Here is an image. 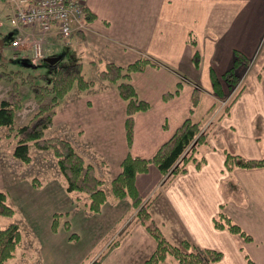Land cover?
I'll return each mask as SVG.
<instances>
[{
	"label": "crops",
	"instance_id": "crops-1",
	"mask_svg": "<svg viewBox=\"0 0 264 264\" xmlns=\"http://www.w3.org/2000/svg\"><path fill=\"white\" fill-rule=\"evenodd\" d=\"M83 4L93 16L66 43L61 41L55 28L44 34L38 26L11 27L7 22L10 3L0 0L2 64L19 59L23 66L44 70L43 59L32 56L31 42L39 40L45 57L62 58L65 54L68 62H80L84 77L94 81L88 89L72 88L59 101L53 125L46 134L66 133L77 151L95 166L108 190L126 155L149 157L186 117L199 121L209 137L208 145L201 149L206 159L202 167L196 169L190 164L185 174L164 185L166 175L150 166L146 173L137 176L136 185L143 198L151 203L158 193L166 200L172 215L166 218L158 213L157 216L161 223L168 225L165 235L170 240L187 237L199 246L221 250L222 260L212 264H248L244 252L252 264H264V166L227 171L223 164L225 150L247 158L264 156L261 50L255 64L248 63L240 70V83L233 91L223 87V95L217 96L211 80L212 74L219 76L230 65L234 50L250 59L258 49L264 55V0H84ZM9 33L13 37L21 36L25 42L12 46L10 39L4 41ZM191 36L199 51L197 64L192 60L195 47L189 41ZM140 58L153 63L133 72L130 82L150 106L135 114L132 141L128 144L125 100L116 84L101 80L98 72L107 61L125 66ZM255 61L260 64L256 66ZM194 91L198 93V100L192 110ZM166 93L172 96L165 98ZM224 96L230 101L228 115L215 120L218 102ZM23 97V106L29 110L35 101L29 92H23ZM48 152L39 150V153ZM44 156L40 154L39 166L33 160L27 166H32L37 177L46 174L38 185L44 189L37 192H58L57 203L71 204L73 192L66 190L54 162L51 169L44 165ZM21 163L14 171L0 167V188L11 183L23 192L24 186L37 185L31 182L33 176L25 172L28 168ZM229 172L238 188L228 192L227 210L249 233L251 238L246 241L212 224V216L223 199L221 182ZM130 206L128 199H116L111 192L107 193L106 202L96 213L99 223L102 221L106 231L113 234L125 224L123 219L132 210ZM93 213L88 212L92 219L96 216ZM126 225L118 245L106 256L107 264H143V259L155 248V239L141 223L134 220Z\"/></svg>",
	"mask_w": 264,
	"mask_h": 264
},
{
	"label": "trees",
	"instance_id": "trees-1",
	"mask_svg": "<svg viewBox=\"0 0 264 264\" xmlns=\"http://www.w3.org/2000/svg\"><path fill=\"white\" fill-rule=\"evenodd\" d=\"M80 1L83 4L84 0ZM83 8L84 19L90 20L93 15L87 11L84 4ZM189 41L195 47L196 41L193 36ZM192 60L198 63L199 51L196 47L193 49ZM249 61L250 58L240 51H233L230 65L219 76L213 74L211 76L217 96L223 95V87L231 91L239 85L240 70ZM150 62L153 63L147 58H140L122 66L113 61H107L104 68L98 72L101 80L116 84L117 91L125 100V134L128 144L132 141L135 114L150 106L148 101L138 96L130 82V76ZM41 63L44 65V70L32 72L11 69L0 62V80L7 79L11 82V88L0 100V127L6 128L4 136L13 141V157L23 163L31 161L32 147L50 150L56 159L66 189L84 193L87 196V208L94 213L100 212L107 200V193L103 187L104 181L98 176L95 166L77 151L69 139L61 135L46 134V130L53 125V117L59 101L72 88L88 89L94 85V81L84 77L82 64L78 61L60 63L59 58L52 62L42 61ZM25 84L37 102V108L25 123L16 125V112L22 107L19 86ZM238 90L235 95L238 94ZM164 95L165 98L172 96L171 93ZM197 100L198 93L194 91L191 99L192 110ZM201 127L199 121L192 120L190 116L186 117L151 156L126 155L121 161L120 171L109 182L112 195L117 199H128L131 207L137 208V220L155 239V248L144 259L143 264H157L167 256H171L177 264H211L219 261L223 256L220 250L198 246L188 238H183L177 243L168 240L156 223L149 218L148 204L143 202V195L136 185L137 176L146 173L150 166H155L161 174L168 175L169 178L186 172L189 162L199 167L205 160L200 149L209 143L208 133ZM224 165L227 169L263 167L264 156L247 158L239 153L226 151ZM13 214L14 209L7 202L6 193L0 189V215L12 216ZM213 224L216 228L226 227L230 232L250 239V236L223 212L213 218ZM21 240L22 231L17 222L12 221L4 227L0 225V264H6L14 257L17 248L21 245ZM113 245L111 244L109 248Z\"/></svg>",
	"mask_w": 264,
	"mask_h": 264
},
{
	"label": "rangeland",
	"instance_id": "rangeland-1",
	"mask_svg": "<svg viewBox=\"0 0 264 264\" xmlns=\"http://www.w3.org/2000/svg\"><path fill=\"white\" fill-rule=\"evenodd\" d=\"M9 39H6V41ZM10 43H11V39H10ZM259 50H261L259 59L262 60L264 58V55H261L262 49H258L255 55L252 56L249 61L250 66L252 63H254V60ZM5 56L10 58L9 53H6ZM0 59L2 60L1 55H0ZM68 61H69L68 56L63 54V57L60 58V63H67ZM5 64L7 65L8 68L11 69H22L23 71L27 70L32 72L43 71V68L41 67H25L23 66V61L19 59H17L15 62L12 63L6 62ZM258 64L260 63L256 62V66ZM10 88H11V82L9 80L7 79L0 80V100L9 91ZM19 91L22 96L23 108L21 107L22 109L20 108L18 110L19 113L18 111L16 112V116H15L16 125L25 123L28 120L27 118L28 114H31L32 109H34L33 110L34 112L37 108V102L35 100H34L35 102L32 103L33 105L30 106L31 108L29 110L26 107L24 108L23 106L24 104L23 92L24 93L29 92V94L32 95L30 89L26 84L20 85ZM218 104H219V110H218L219 112L214 118L215 120L218 117L228 115V104H230V101H228V96H224L221 99V101L218 102ZM201 129L207 131L206 127L204 126H202ZM1 130H0V167L4 170L14 171L18 167H20L22 163L18 158L13 157L12 155L13 141L9 137L4 136V134L6 133V128L3 127ZM60 135L67 138L66 133H62ZM201 149H200V153L203 155ZM39 150L40 149H36L32 147L30 149L31 161L28 163H24V166L28 168L27 170H25V172L28 173L30 176H33L32 177L33 179L30 177L31 182L35 181L33 183L34 184L37 183V185H34L31 188L24 186L26 188H23V192L18 190L15 187V185H12L11 183H7L6 186L0 188L6 193L7 202L14 209V214L12 216L0 215V225L4 227L7 226L10 222L14 221L20 225L22 231L21 245L17 248L14 257L8 260L6 264H107L108 259H106V256L108 255V253H110V251L114 247L118 245L119 243L118 241L120 238L119 236L122 232V229H124V226L125 227L127 226L126 223L133 222L134 220L141 223L136 218L137 208H133L130 206L132 210H130V212L127 213L125 218L123 219V222H125L123 227H119V229L116 232L113 231V234H109L110 230L107 232L106 231L107 226L101 223L102 221L99 223L98 220L100 217H98L96 213H93L94 215H96L94 219H92V217L88 215V212H92V211H90L87 208V204H86L87 196L84 193L71 191L73 192L71 204L57 203V200L60 198L58 192H53V193L51 192L50 194H39L37 191L43 190L44 186H38V185L43 182L44 180L43 177L46 174L37 177L34 171L32 170V166L31 167H27V166L31 164L32 160L35 162V165L38 164L37 166H39L41 162V160H39L41 158L40 154H45V156L43 157L45 161L43 162L46 163H44V165L51 169L50 165H52V162H54L55 166L57 167L56 159L50 150H46L49 151L48 153H39ZM226 151L227 150H225V152ZM205 162L206 159L199 167H196L193 163L189 162L187 164V170L190 164H192V166L195 167L196 169H200ZM234 168L236 167L227 169L224 165V169L227 171H230ZM58 172L60 173L59 169ZM186 172L170 178L168 175L165 176L164 185L170 183L173 179L185 174ZM12 181H13L12 178H10L9 182ZM233 182L236 183V181H234L231 178L230 172L227 173V175L222 179L220 189L222 190L223 193V199L220 200V202L218 203L217 210L212 216V224H213V218L217 216L220 212H223L242 228V226L236 220L233 219V217L228 213L227 210L228 192L230 193V191L233 190L234 188H235L234 190L238 188V186L237 185L235 186ZM104 188L106 193L111 192L110 187L108 190H106V187ZM69 198H71V196H69ZM143 202L148 204V211L150 214L149 218H151L153 222L156 223L158 229H160L162 234L166 237L165 234L168 225L167 224L164 225L163 223H161L158 219L159 217L157 216L158 213L163 214L164 216H166V218L170 217L169 215H172L171 210L168 208V205L166 204V200H164V198L160 196V193H158V196H155L153 198V203H151L149 199H144V198H143ZM75 209L77 210V212ZM110 216L111 214H109L108 216L106 215L103 218V220L104 221L107 220V217L109 218ZM217 229H226L227 231H229L226 227L217 228ZM102 230L105 231L102 233ZM101 233H102V237L100 235ZM230 233L240 237V239L243 241L248 240L237 233H233V232ZM247 234L249 235V233ZM166 238L170 240L168 237ZM188 239L191 240L190 238ZM170 241L173 243L179 242L172 240ZM191 242L194 243L192 240ZM111 244L114 245L113 247L109 248ZM202 247H206V246H202ZM240 249L243 248L240 247ZM243 255L246 262L248 264H252L251 259L247 255V253L244 252ZM222 258L220 260H222ZM165 259H167L168 261H165ZM165 259L157 264H161L162 262H164V264H177L171 256H167ZM110 261H112L111 263H114V259Z\"/></svg>",
	"mask_w": 264,
	"mask_h": 264
},
{
	"label": "built area",
	"instance_id": "built-area-1",
	"mask_svg": "<svg viewBox=\"0 0 264 264\" xmlns=\"http://www.w3.org/2000/svg\"><path fill=\"white\" fill-rule=\"evenodd\" d=\"M11 6L7 22L13 28L20 26H38L45 34L52 28L63 42L77 31L86 27L84 8L80 0H8ZM21 36L12 37L11 45L20 46L24 43ZM34 59L44 57L42 43L31 42Z\"/></svg>",
	"mask_w": 264,
	"mask_h": 264
},
{
	"label": "water",
	"instance_id": "water-1",
	"mask_svg": "<svg viewBox=\"0 0 264 264\" xmlns=\"http://www.w3.org/2000/svg\"><path fill=\"white\" fill-rule=\"evenodd\" d=\"M10 36H11V33H9L8 37L4 38V41H6V39H9ZM58 59H59L58 56H56V57L46 56V57L43 58V61H45V62H52V61L58 60Z\"/></svg>",
	"mask_w": 264,
	"mask_h": 264
}]
</instances>
